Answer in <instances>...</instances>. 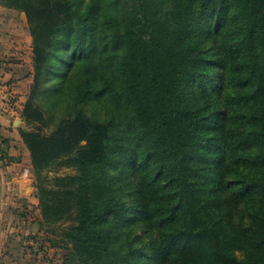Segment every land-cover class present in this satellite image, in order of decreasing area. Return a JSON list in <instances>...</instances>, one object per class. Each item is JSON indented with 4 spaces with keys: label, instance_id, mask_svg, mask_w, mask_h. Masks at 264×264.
Segmentation results:
<instances>
[{
    "label": "trees",
    "instance_id": "trees-1",
    "mask_svg": "<svg viewBox=\"0 0 264 264\" xmlns=\"http://www.w3.org/2000/svg\"><path fill=\"white\" fill-rule=\"evenodd\" d=\"M1 2L33 172L74 171L34 183L62 264H264V0Z\"/></svg>",
    "mask_w": 264,
    "mask_h": 264
},
{
    "label": "crops",
    "instance_id": "crops-1",
    "mask_svg": "<svg viewBox=\"0 0 264 264\" xmlns=\"http://www.w3.org/2000/svg\"><path fill=\"white\" fill-rule=\"evenodd\" d=\"M32 76L25 16L0 0V264H40L35 247L41 216L30 154L19 134Z\"/></svg>",
    "mask_w": 264,
    "mask_h": 264
},
{
    "label": "rangeland",
    "instance_id": "rangeland-1",
    "mask_svg": "<svg viewBox=\"0 0 264 264\" xmlns=\"http://www.w3.org/2000/svg\"><path fill=\"white\" fill-rule=\"evenodd\" d=\"M50 167L48 170L46 169L47 171L41 170L37 172L38 174H35L33 172L35 176L34 181L39 182L43 178H51L54 174H57L60 176L74 174V171L72 169L59 168L54 165ZM69 222L70 220H66L62 224V226H66ZM133 227H134L135 232H137L138 234H141L142 232L141 226L134 225ZM56 240H58V232L57 233L55 231L53 232L51 225L47 224L46 222H42L41 228H40V236L36 240L37 245L35 247L38 254H40L38 256V258L40 259V264H62L63 257L66 254V250L62 244L58 245L56 243ZM235 254L238 255V252H236Z\"/></svg>",
    "mask_w": 264,
    "mask_h": 264
},
{
    "label": "built area",
    "instance_id": "built-area-1",
    "mask_svg": "<svg viewBox=\"0 0 264 264\" xmlns=\"http://www.w3.org/2000/svg\"><path fill=\"white\" fill-rule=\"evenodd\" d=\"M12 98H13L12 95H8V96L6 97V103H7V105H11V104H13V103H12ZM23 174H24L25 176H28V174H29L28 170H24V171H23Z\"/></svg>",
    "mask_w": 264,
    "mask_h": 264
}]
</instances>
